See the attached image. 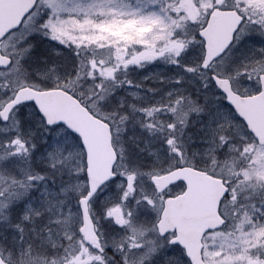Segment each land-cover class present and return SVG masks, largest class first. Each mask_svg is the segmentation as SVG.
Instances as JSON below:
<instances>
[{
  "label": "snow or ice",
  "instance_id": "obj_1",
  "mask_svg": "<svg viewBox=\"0 0 264 264\" xmlns=\"http://www.w3.org/2000/svg\"><path fill=\"white\" fill-rule=\"evenodd\" d=\"M0 7V264H264V0Z\"/></svg>",
  "mask_w": 264,
  "mask_h": 264
},
{
  "label": "water",
  "instance_id": "obj_2",
  "mask_svg": "<svg viewBox=\"0 0 264 264\" xmlns=\"http://www.w3.org/2000/svg\"><path fill=\"white\" fill-rule=\"evenodd\" d=\"M4 4V0H0V6H2ZM3 12V8L2 7H0V13H2Z\"/></svg>",
  "mask_w": 264,
  "mask_h": 264
}]
</instances>
